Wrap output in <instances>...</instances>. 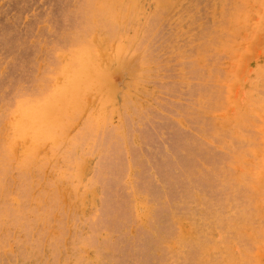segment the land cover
<instances>
[{
	"label": "rangeland",
	"instance_id": "obj_1",
	"mask_svg": "<svg viewBox=\"0 0 264 264\" xmlns=\"http://www.w3.org/2000/svg\"><path fill=\"white\" fill-rule=\"evenodd\" d=\"M0 264H264V0H0Z\"/></svg>",
	"mask_w": 264,
	"mask_h": 264
}]
</instances>
